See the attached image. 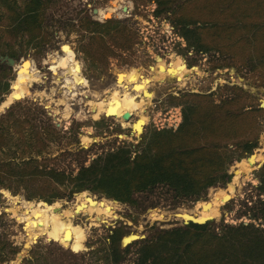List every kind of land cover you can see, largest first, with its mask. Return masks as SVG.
<instances>
[{"label": "rangeland", "instance_id": "1", "mask_svg": "<svg viewBox=\"0 0 264 264\" xmlns=\"http://www.w3.org/2000/svg\"><path fill=\"white\" fill-rule=\"evenodd\" d=\"M155 2L51 0L42 14L41 29L34 36L12 30L10 22L5 19L8 12L0 7V123L4 122V127H8V132H3L5 142L0 150L1 167L10 162L7 165L15 171L20 168L31 170L21 158L34 154L38 155L40 170L52 169L75 177L80 168L89 166L97 157L111 150L128 145L137 151L147 132L176 130L168 128L167 121L170 118L174 121L177 111L182 113L177 99L191 95H213L217 104L236 98L244 101L246 106L264 110V70L257 68L258 63L241 62L233 56L220 55L215 51L203 54L189 48L180 34L181 29L173 23L171 13L160 19L155 17ZM186 2L188 0H178L177 4L172 5L174 19L179 16L180 7ZM114 5L118 8L117 12L109 19L101 18L100 13L94 14L95 10L106 12ZM125 7L128 12L124 11ZM108 21L128 27L134 35V47L128 52H121L108 44L115 54H110L107 59L102 57L100 63L94 62L84 51L89 52L95 42L99 43ZM95 23L101 26H95ZM107 42L111 43L109 40ZM64 45L72 48L80 66L77 69L79 75L87 81L86 86L77 87L73 94L65 88L66 79L73 78V68L60 65L58 61L63 56ZM100 50L107 51L104 48ZM11 54L16 56L13 58ZM6 59L15 60L17 65L10 67ZM178 60L184 65L183 81L176 77L157 79L155 70L166 68ZM25 61L31 63L34 69L31 73H37L36 81L24 96L6 106L13 83L18 77L17 69ZM132 72H137L139 78L152 80L147 91L139 96L134 92L133 85L126 87L125 78ZM127 90L137 98L143 111L118 118L100 111L94 105L107 97H110L107 104L123 102ZM259 116L260 126L254 133L259 139L258 147L252 148L241 161L233 163L230 170L233 178L227 187L210 189L207 200L198 203L177 199L163 186L136 194V205L122 204L86 191L90 198L115 203L113 217L93 223L90 220L93 216L86 209H77L78 204L82 203L78 195L83 191L74 193V184L62 188L65 197L50 205L42 200L27 199V195L35 194L36 190L50 192L51 182L44 175L40 174L27 187H22L16 184V180H9V175L2 174L0 181H4L5 188L0 185L3 201L0 216L7 215V223L1 228L0 235L7 236L21 248L20 254L9 264H22L40 241L46 245L52 244L55 250L61 248L83 256V260L79 258L77 261L66 258L65 264H106L103 260L97 261V256H90L89 253L102 244L106 245L104 240L108 239L109 229L118 228L124 232L122 249H129L123 264H136V243L146 241L160 231L183 227L190 220L198 223L211 220L216 229L224 225L252 223L248 215L258 199L256 187L259 181L256 173L264 165V113ZM253 159L255 163L252 166L242 165ZM260 164L262 167L259 168ZM2 169L9 171L7 166ZM237 175L240 179L235 182ZM231 184H236L233 194L229 192ZM9 186L11 189H6ZM39 203L49 206L61 204L59 220L62 224H69V234L66 239H58L53 232L51 235L39 233L37 240L30 241L32 249L26 252L24 246L29 242L30 231L19 215L29 210L28 206ZM207 208H215L217 215L202 221L200 215ZM68 212L72 216H68ZM152 213L159 216L155 218ZM93 215L94 218L97 215L105 216L101 213ZM75 226L85 232L83 249L79 248L78 252L63 244L71 239ZM22 253H26V256L19 259Z\"/></svg>", "mask_w": 264, "mask_h": 264}, {"label": "trees", "instance_id": "2", "mask_svg": "<svg viewBox=\"0 0 264 264\" xmlns=\"http://www.w3.org/2000/svg\"><path fill=\"white\" fill-rule=\"evenodd\" d=\"M50 1L23 0L22 4L21 0H0V7L8 12L5 19L12 30L34 36L41 29L42 14ZM155 3V17L160 19L171 13L173 23L181 29L180 34L189 48L203 54L215 51L241 62L258 63L257 68L264 70V0H188L180 7L176 19L172 5L178 0H156ZM106 27L99 43L95 42L89 52L84 51L94 62L100 63L102 57L107 59L115 54L108 44L121 52L134 47V35L128 27L114 21H108ZM1 33L0 27V39ZM101 48L107 51L101 52ZM177 101L183 116L180 126L176 130L147 132L137 151L128 145L111 150L89 166L80 168L75 177L52 169L40 170L38 155L33 154L21 158L31 170L15 171L8 166L10 162L2 167L0 163V178L6 174L9 180H16L18 186L27 187L40 174L44 175L51 182L50 192L36 190L35 194L27 195V199L42 200L50 205L65 197L61 189L67 184H74V193L90 191L130 205L137 204L136 194L160 186L170 190L177 199L193 203L206 201L210 189L225 188L231 183L233 163L258 147L259 139L254 133L260 126L258 119L264 110L253 109L236 98L217 104L213 95H191ZM3 124L0 123V150L5 142L3 132H8ZM254 163L253 159L242 165ZM5 166L8 172L2 169ZM256 175L258 199L248 215L252 223L216 229L210 220L160 231L135 244L138 247L136 264H264V165ZM0 185L5 188L3 180ZM2 203L0 194V206ZM6 216H0V230L7 223ZM92 216L93 223L108 218ZM109 231L108 239L104 240L106 245L102 244L89 254L106 264H123L129 252L128 248L121 247L123 229ZM84 237V230L75 226L71 239L63 244L78 252L79 248L83 249ZM20 252L21 248L13 241L0 235V264H9ZM69 257L70 260H83V256L61 248L55 250L52 244L40 241L22 264H65Z\"/></svg>", "mask_w": 264, "mask_h": 264}, {"label": "bare ground", "instance_id": "3", "mask_svg": "<svg viewBox=\"0 0 264 264\" xmlns=\"http://www.w3.org/2000/svg\"><path fill=\"white\" fill-rule=\"evenodd\" d=\"M117 9H118L117 6L114 5L111 9H109L106 12H103L105 10H102L101 12H99L100 17L109 19L111 18L112 15L116 14ZM62 52H63V56L58 59V61H60L59 62L60 65L73 68L71 72L73 78H67L65 81L66 84L65 86L68 93L73 94L74 90L77 87L86 86L87 81L82 77H80L79 75V70L77 69H79L80 66L76 61L77 59L75 60V54L72 48L69 45H64L62 48ZM183 66H184L183 62L181 60H178L166 68H163L161 70L160 69L155 70V72H157L158 74L157 79H159L160 77H172V78L176 77L179 81H183L184 79ZM31 70L34 71L31 63L26 61L23 62L22 65L17 69L18 77L16 81L13 83L12 92L8 98V101L5 104L6 106H8L17 98L24 96L28 91L30 85H32V83L36 81L37 73L36 72L31 73ZM125 79L127 81L126 87H130L131 85H133L134 92H137V96L146 92L147 89L149 88V84L152 83V80L150 79L139 78L137 72H132L128 74ZM129 90H127L126 98L123 102H117L114 105L107 104L106 102L110 100V97H107L105 100L98 101V103L94 105L100 111H104L110 116L115 115L118 118H122L125 115H132L137 111L140 112L143 111L142 105L138 103L137 98L134 95H132L129 92ZM246 165L249 166V164ZM239 179L240 176L237 175V177H235V182H238ZM235 185L236 184H231L229 186V192L232 194L235 191ZM78 197L82 202L77 206V209L79 210L86 209V211H88L92 215L95 213H101L106 217H113L115 214V207H114L115 203L111 201L90 198L88 197V194L86 192L78 195ZM14 205L17 207V204ZM28 207H30V209L29 210L26 209L24 213L20 212L19 217L20 220H23L28 224L30 231V238L28 239L29 245H30V241L38 239L39 233L51 235V233L53 232L58 239H66L68 237L70 230L69 224H62L59 220V213L62 207L61 204H54L52 206H49L45 203H39L37 205L28 206ZM17 209L19 208L17 207ZM152 214L153 217L155 218L159 216L156 215L155 213ZM67 215L72 216V213L68 212ZM216 215H217V211L215 208H207L201 213L200 218L202 221H204L216 217ZM159 219L163 220V217H160Z\"/></svg>", "mask_w": 264, "mask_h": 264}, {"label": "water", "instance_id": "4", "mask_svg": "<svg viewBox=\"0 0 264 264\" xmlns=\"http://www.w3.org/2000/svg\"><path fill=\"white\" fill-rule=\"evenodd\" d=\"M124 11H125V12H128V8L125 7V8H124ZM94 14H95V15H98V14H99V10H95V11H94ZM6 60L8 61V65H9L10 67H12V68L15 67V66L17 65L16 61L13 60V59H6ZM260 167H262V164H260L259 168H260ZM229 201H230V200H229ZM190 221H191V222H194V223H198V222H195V221H193V220H190ZM190 221L186 222V225H188ZM199 224H203V223H199ZM24 247H25V248H24V251L29 252V251L32 249V244L29 245V243L27 242V243L25 244ZM21 256H23V257L26 256V253H25V255H23V253H22V255H20V258H19V259L22 258Z\"/></svg>", "mask_w": 264, "mask_h": 264}, {"label": "built area", "instance_id": "5", "mask_svg": "<svg viewBox=\"0 0 264 264\" xmlns=\"http://www.w3.org/2000/svg\"><path fill=\"white\" fill-rule=\"evenodd\" d=\"M176 116L174 117L175 120L174 121H171V118L167 121L168 123V128H177L178 125L180 124L181 122V112L180 111H177L176 112Z\"/></svg>", "mask_w": 264, "mask_h": 264}, {"label": "crops", "instance_id": "6", "mask_svg": "<svg viewBox=\"0 0 264 264\" xmlns=\"http://www.w3.org/2000/svg\"><path fill=\"white\" fill-rule=\"evenodd\" d=\"M182 120H183V116H182V113H181V122H182ZM181 122H180V124H181ZM180 124L178 125V127L180 126Z\"/></svg>", "mask_w": 264, "mask_h": 264}, {"label": "flooded vegetation", "instance_id": "7", "mask_svg": "<svg viewBox=\"0 0 264 264\" xmlns=\"http://www.w3.org/2000/svg\"><path fill=\"white\" fill-rule=\"evenodd\" d=\"M65 88H66V86H65Z\"/></svg>", "mask_w": 264, "mask_h": 264}]
</instances>
